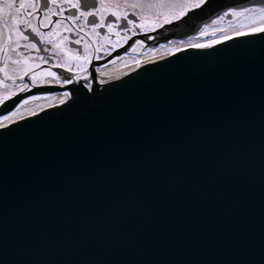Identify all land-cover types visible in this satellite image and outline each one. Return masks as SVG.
I'll list each match as a JSON object with an SVG mask.
<instances>
[{"label":"water","instance_id":"1","mask_svg":"<svg viewBox=\"0 0 264 264\" xmlns=\"http://www.w3.org/2000/svg\"><path fill=\"white\" fill-rule=\"evenodd\" d=\"M260 5L206 0L140 37L134 54ZM202 51L170 54L103 84L97 73L119 59L95 64L88 83L103 96L93 100L83 99L91 93L80 80L0 107L4 116L32 94L52 93L0 137V264H259L264 39ZM77 88V102L61 105Z\"/></svg>","mask_w":264,"mask_h":264},{"label":"snow or ice","instance_id":"2","mask_svg":"<svg viewBox=\"0 0 264 264\" xmlns=\"http://www.w3.org/2000/svg\"><path fill=\"white\" fill-rule=\"evenodd\" d=\"M206 0H96L94 6H83L81 0H48L51 7L44 6L43 19L40 18L41 0H0V49L15 51L20 47L21 41H30V37L26 34L31 32L37 37H40V42L49 44L52 47L53 55L56 57V62L52 65L53 68L62 69L68 75H60L51 68L45 69L42 73L33 74L30 79L35 86L38 77L47 76L53 81L69 85L79 83L83 76V87L88 89L91 96H84V100H93L97 96H103V92H98L88 83L90 75L88 74L89 66L93 59H100L99 52L104 45H99L93 48V44H98L99 40H104L110 43L111 49H116L127 44L132 36L136 35V30L140 29L143 32L155 30L158 27H163L166 24H171L173 21L180 20L187 15L190 9L200 8ZM74 9L76 15L63 16L65 7ZM131 9V11H129ZM244 13H255L258 17V22L252 23L250 26H241L234 29V34L224 32L223 29H216L211 33L212 38L201 42L198 37H189L187 41H180L175 48H169L168 52L175 55L179 52L187 50H195L196 54L206 55L202 50L212 49L217 45H225L234 38L255 36L261 34V39H264V5L254 8H243L240 11L231 10L232 16H240ZM229 13H225L228 15ZM54 16H61L62 19L53 20ZM89 17L92 20H89ZM135 17L136 19H132ZM223 19V17H220ZM137 20L139 23H137ZM122 22H126L127 26H122ZM215 24L216 21H213ZM54 25L52 30L45 33L40 29ZM91 26V31H85ZM107 29L108 35H101L99 29ZM220 32L219 36L216 32ZM123 33V34H122ZM131 33V35H128ZM74 35L75 38H71ZM115 35L114 42L109 41V36ZM209 36L208 26L200 30L199 37ZM93 37L95 39H93ZM136 45L142 46L143 41H135ZM25 48L35 49L40 52L41 49L35 42H29L24 45ZM163 47V45L161 46ZM43 51H48L44 48ZM135 51V47H133ZM111 55V51L107 52ZM40 61L47 64L49 61L43 56L37 57ZM5 56V60H9ZM13 64H19L21 61H11ZM139 64V61H137ZM36 68L40 64L35 65ZM74 68L76 71H74ZM29 72H33L32 65L25 67L18 78L23 80ZM0 73L4 74L6 80H15L16 75L10 74L8 64L0 67ZM3 83V81H0ZM103 84L105 81L100 80ZM28 84H24L21 91L28 89ZM104 91H107L105 89ZM10 95H15L12 93ZM10 95L0 97V104L10 98ZM73 99V104L80 98V89L77 88L72 92L65 91L60 99V104L63 105L68 99ZM32 100L41 99L38 96H32ZM29 100H24L23 105H27ZM21 105V106H23ZM30 114L35 116L37 113L34 110H29ZM19 110L10 112L9 115L0 116V137H6L14 130H19L22 126L16 120L20 116ZM15 124V129L12 125ZM261 250L262 256L259 264H264V233L261 235Z\"/></svg>","mask_w":264,"mask_h":264},{"label":"flooded vegetation","instance_id":"3","mask_svg":"<svg viewBox=\"0 0 264 264\" xmlns=\"http://www.w3.org/2000/svg\"><path fill=\"white\" fill-rule=\"evenodd\" d=\"M81 3L85 7L94 6L96 3V0H81ZM44 6L51 7V5L48 4V0H41V10L39 12V16L41 19H43V16H44ZM129 11H131V9H129ZM71 15H76L75 10L70 9L66 6L64 13H63V16H71ZM230 16H231L230 19H227V16H223V19L219 18L216 21H224L226 23L228 21L235 20V19H237V17H239V16H232L231 13H230ZM62 18L63 17H61V16H54L53 20L62 19ZM131 18L134 20L136 19L135 17H131ZM89 20H92V18L89 17ZM137 23H139L138 20H137ZM122 26H127L126 22H122ZM52 27H54V25L49 26L47 28L41 27L40 30L42 32L47 33V32L52 30ZM155 30H152V31L145 33L143 31H141L140 29H137L136 35L132 36V39L129 40L127 44H124L122 47H118L114 50L111 49L109 42H106L102 39L99 40L98 44H93V48H96L99 45H104V47L100 49V52H99L100 59H98V60L93 59L91 65L89 66V70L95 64H96L95 67L98 68V67L106 65L110 62H113L114 59L117 60L116 58H118V57H114L112 59H109V58H111V56H113L115 53L119 52L123 48L129 47L130 51H128V53H130V54H134L135 52L139 51L140 46L136 45L135 41L140 40V37L146 36ZM85 31L90 32L91 26L89 25V27L86 28ZM98 31L101 32L102 36L108 35L106 28L105 29H99ZM26 34L30 37V41H21L19 48H16V46L13 45V48H15V51L10 52L7 49H0V67H2L4 64H8L10 74H14L17 76V78L15 80H6L4 78V74L0 73V81H3V83H0V97L15 93V95H10L9 99L5 100L2 104H0V107L2 105H4L6 102L15 98L16 96L23 94V93L31 92V91L35 90L36 88H47V87L61 86L59 83L53 81L50 77H47V76L38 77L37 83L34 86L32 84L31 79H30V77L33 74L42 73L45 69L51 68L52 71H56L60 75H68L67 73H64L62 69L52 67V65L56 62V57L53 55V50H52L51 45L41 43L40 37H37L35 34L31 33L30 31L27 32ZM128 35H131V33H128ZM71 38H75L74 35ZM93 39H95V38L93 37ZM115 40H116L115 35L109 36V41L114 42ZM140 41H142V40H140ZM29 42H35L37 44V46L41 49V51L37 52L35 49L25 48L24 45L29 43ZM133 47H135V51H133ZM44 48H47L48 51H46V52L43 51ZM108 51H111V55H107ZM5 56H8L10 59L5 60ZM38 56L45 57V59H47L49 62L47 64L43 63L42 61H40L37 58ZM15 60H19V61H21V63H19V64L11 63V61H15ZM98 62H102V63L99 64ZM36 64H40V67L36 68L35 67ZM28 65H32L33 72H29L27 76H24L23 80L19 79L18 78L19 74H21L23 69L25 67H27ZM89 70H88V73H89ZM74 71H76L75 68H74ZM24 84H28L29 87L27 90L21 91V88H23ZM50 94H52V93L32 94V95L28 96L26 99L31 98L32 96H45V95H50ZM26 99H23L22 102Z\"/></svg>","mask_w":264,"mask_h":264},{"label":"bare ground","instance_id":"4","mask_svg":"<svg viewBox=\"0 0 264 264\" xmlns=\"http://www.w3.org/2000/svg\"><path fill=\"white\" fill-rule=\"evenodd\" d=\"M169 45L163 44V47H161L162 45H160L158 48L147 49V50L143 51L142 56L124 53L121 55V58L118 61H116L110 67L98 72L97 74L100 77V80L101 79L105 80V79L109 78L110 76H112L118 72L130 69V68H133L136 66H140V65H143V64H146L149 62H153V61H156L160 58H164V57L170 55V53L168 52V49L171 47ZM137 61H139V64H137ZM80 80H83V76L80 78ZM47 101H48L47 97H43L41 99H37V100H34L32 102H29L27 105L20 106L11 112H15V111L19 110V113L21 114L20 116H22V115L28 113L30 109L34 110V109L46 104ZM9 114L10 113H8L7 115H9ZM20 116H17L16 118H18Z\"/></svg>","mask_w":264,"mask_h":264},{"label":"rangeland","instance_id":"5","mask_svg":"<svg viewBox=\"0 0 264 264\" xmlns=\"http://www.w3.org/2000/svg\"><path fill=\"white\" fill-rule=\"evenodd\" d=\"M254 22H258V17L257 14L255 13H244L243 15H240L239 17H237V19L235 20H231L228 22H224V21H216V23H212L211 25L208 26V32H209V36L207 37H199V35L197 36L201 42H204L207 39H211V33L214 32L216 29H223L224 32L229 33V34H234V29H238L241 26H250L252 23ZM221 33L220 32H216V35L219 36ZM180 41H174L172 42L169 46L171 48H175L176 44L179 43Z\"/></svg>","mask_w":264,"mask_h":264}]
</instances>
